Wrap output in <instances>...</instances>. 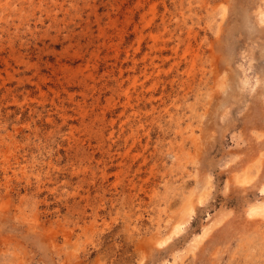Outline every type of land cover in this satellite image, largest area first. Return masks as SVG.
<instances>
[{"label": "rangeland", "instance_id": "rangeland-1", "mask_svg": "<svg viewBox=\"0 0 264 264\" xmlns=\"http://www.w3.org/2000/svg\"><path fill=\"white\" fill-rule=\"evenodd\" d=\"M261 13L0 0V264H264Z\"/></svg>", "mask_w": 264, "mask_h": 264}, {"label": "bare ground", "instance_id": "bare-ground-1", "mask_svg": "<svg viewBox=\"0 0 264 264\" xmlns=\"http://www.w3.org/2000/svg\"><path fill=\"white\" fill-rule=\"evenodd\" d=\"M261 22H264V13H261L259 17ZM251 177L245 176L243 180L240 182L241 184H248L251 182ZM250 216L256 217V216H263L264 217V205L262 206H255L250 211ZM177 228V227H176ZM176 230V229H175ZM178 230V229H177ZM179 231V230H178ZM208 230L205 231L204 236L206 235ZM175 232V231H174ZM203 237V236H202ZM199 238V237H198ZM199 241V240H198ZM158 244H162L163 241H157Z\"/></svg>", "mask_w": 264, "mask_h": 264}]
</instances>
